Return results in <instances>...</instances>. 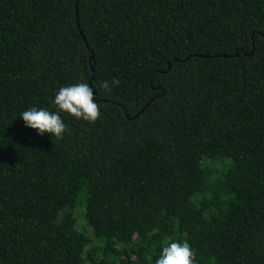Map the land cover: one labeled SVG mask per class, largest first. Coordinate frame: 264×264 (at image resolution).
<instances>
[{
	"label": "trees",
	"instance_id": "16d2710c",
	"mask_svg": "<svg viewBox=\"0 0 264 264\" xmlns=\"http://www.w3.org/2000/svg\"><path fill=\"white\" fill-rule=\"evenodd\" d=\"M79 82L94 124L25 127ZM172 241L264 264V0H0V264H155Z\"/></svg>",
	"mask_w": 264,
	"mask_h": 264
},
{
	"label": "clouds",
	"instance_id": "9594fccd",
	"mask_svg": "<svg viewBox=\"0 0 264 264\" xmlns=\"http://www.w3.org/2000/svg\"><path fill=\"white\" fill-rule=\"evenodd\" d=\"M111 83L117 84L118 81L113 79ZM101 87L110 90L108 81L103 82ZM52 103L56 111L37 107L22 111L20 119L24 121L25 127L36 130L38 135L47 133L60 140L67 130L64 122L66 117L94 124L101 116L94 89L84 82L60 87ZM194 260L195 253L188 242L172 241L162 247L155 264H194Z\"/></svg>",
	"mask_w": 264,
	"mask_h": 264
},
{
	"label": "rangeland",
	"instance_id": "374dc122",
	"mask_svg": "<svg viewBox=\"0 0 264 264\" xmlns=\"http://www.w3.org/2000/svg\"><path fill=\"white\" fill-rule=\"evenodd\" d=\"M81 219H82V215L79 216V220H81ZM81 221H82V220H81ZM78 226H79V225H78Z\"/></svg>",
	"mask_w": 264,
	"mask_h": 264
}]
</instances>
